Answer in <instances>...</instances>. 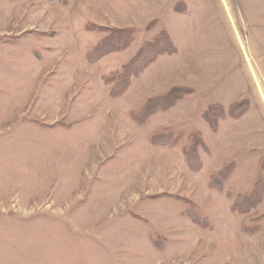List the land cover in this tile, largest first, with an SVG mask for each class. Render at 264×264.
<instances>
[{
    "label": "rangeland",
    "instance_id": "1",
    "mask_svg": "<svg viewBox=\"0 0 264 264\" xmlns=\"http://www.w3.org/2000/svg\"><path fill=\"white\" fill-rule=\"evenodd\" d=\"M91 23L133 43L90 61L106 35ZM162 31L174 53L113 96L111 75ZM175 86L192 93L146 118ZM257 181L264 0H0V264H264Z\"/></svg>",
    "mask_w": 264,
    "mask_h": 264
},
{
    "label": "trees",
    "instance_id": "2",
    "mask_svg": "<svg viewBox=\"0 0 264 264\" xmlns=\"http://www.w3.org/2000/svg\"><path fill=\"white\" fill-rule=\"evenodd\" d=\"M52 1V0H47ZM60 4L67 5L68 0H56ZM97 31L99 33H105L106 35L99 39L94 45L91 53L88 54V59L90 61H97L109 54L120 53L125 51L133 43L134 34L130 28H119V27H104L92 23L88 26L87 31ZM175 51V46L170 39L167 31L160 32L152 40H149L143 44L140 50L130 58L127 63H125L121 71L117 74H112L111 78L108 79L110 84V92L113 96L122 95L130 86L132 82L131 78L137 75L141 70H143L151 62L157 60L159 55H171ZM127 88V89H126ZM192 93V89L182 86H175L169 89L162 95L150 98L147 100L145 107L143 108V114L146 118L150 119L153 117L157 110L164 109L161 111H168L172 106L177 104L179 101L183 100ZM231 111V110H230ZM203 118L207 120L210 124H213L214 127L217 125L218 120L225 116L224 108L219 104H213L209 106L203 112ZM162 135H171L172 138L175 137V144L179 141V135H174L173 132L168 129H163ZM189 141L191 142L189 150H184L185 155L184 160L187 162L191 170H198L199 164L193 163L194 155L198 153L200 148H208L204 138L198 132H192L189 134ZM201 166V165H200ZM232 166L224 167L220 172L215 175H212L213 180L220 181L219 178H225L222 180V184L226 182L227 172L231 170ZM260 181V179L258 180ZM255 182L254 187L261 198L264 194V182ZM257 197V195H255ZM245 201L251 200L249 197H241Z\"/></svg>",
    "mask_w": 264,
    "mask_h": 264
},
{
    "label": "crops",
    "instance_id": "3",
    "mask_svg": "<svg viewBox=\"0 0 264 264\" xmlns=\"http://www.w3.org/2000/svg\"><path fill=\"white\" fill-rule=\"evenodd\" d=\"M230 12V11H229Z\"/></svg>",
    "mask_w": 264,
    "mask_h": 264
}]
</instances>
